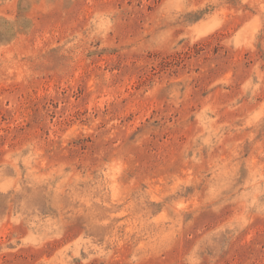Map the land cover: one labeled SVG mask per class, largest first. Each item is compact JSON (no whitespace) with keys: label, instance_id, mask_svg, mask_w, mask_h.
<instances>
[{"label":"rangeland","instance_id":"obj_1","mask_svg":"<svg viewBox=\"0 0 264 264\" xmlns=\"http://www.w3.org/2000/svg\"><path fill=\"white\" fill-rule=\"evenodd\" d=\"M0 264H264V0H0Z\"/></svg>","mask_w":264,"mask_h":264}]
</instances>
